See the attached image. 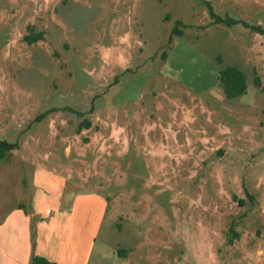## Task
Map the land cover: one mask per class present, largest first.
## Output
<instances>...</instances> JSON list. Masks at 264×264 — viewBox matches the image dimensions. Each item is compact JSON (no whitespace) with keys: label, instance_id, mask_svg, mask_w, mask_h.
I'll use <instances>...</instances> for the list:
<instances>
[{"label":"rangeland","instance_id":"obj_1","mask_svg":"<svg viewBox=\"0 0 264 264\" xmlns=\"http://www.w3.org/2000/svg\"><path fill=\"white\" fill-rule=\"evenodd\" d=\"M208 4L264 27V0H0V221L48 174L103 212L90 264H264V36Z\"/></svg>","mask_w":264,"mask_h":264},{"label":"crops","instance_id":"obj_2","mask_svg":"<svg viewBox=\"0 0 264 264\" xmlns=\"http://www.w3.org/2000/svg\"><path fill=\"white\" fill-rule=\"evenodd\" d=\"M35 177L37 194L32 200V212L18 203L0 221V264H31L33 251L55 264H90L103 212L89 204L79 205L90 195L77 191L62 207V179L56 177L55 183L48 174L38 173ZM53 195L56 202H52ZM34 216L42 219L36 224L37 243L33 250Z\"/></svg>","mask_w":264,"mask_h":264},{"label":"trees","instance_id":"obj_3","mask_svg":"<svg viewBox=\"0 0 264 264\" xmlns=\"http://www.w3.org/2000/svg\"><path fill=\"white\" fill-rule=\"evenodd\" d=\"M209 7V13L210 16L215 20L216 23L218 24H226L227 26H234V25H243L244 27L251 29L255 33L264 36V27L261 25H250L246 21L243 20H236L230 17H222L220 15H217L212 7L208 4ZM181 25V22H178L176 25L175 33L178 36H182V31L178 29V26ZM43 37L42 33H30V35L26 36L25 40L29 44H33L39 40H41ZM219 86L222 88L223 93L225 97L228 100L235 99L237 97L243 96L247 93L248 85H247V77L245 73L237 68V67H228L219 72ZM257 85H260L259 79H255ZM90 122L89 121H84L81 124L80 128H90ZM18 148L17 143H12L6 140H0V161L4 160L7 156L8 153L16 150ZM23 209V207H21ZM28 214L30 212L27 211ZM33 214V213H31ZM38 218L37 216L33 217V227H32V244H33V250L35 249L36 246V224H37ZM31 264H55L52 262H49L47 259L40 257L36 255L33 251L32 259H31Z\"/></svg>","mask_w":264,"mask_h":264}]
</instances>
